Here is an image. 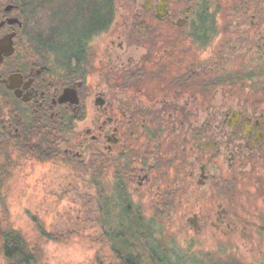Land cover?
<instances>
[{
  "label": "flooded vegetation",
  "instance_id": "obj_1",
  "mask_svg": "<svg viewBox=\"0 0 264 264\" xmlns=\"http://www.w3.org/2000/svg\"><path fill=\"white\" fill-rule=\"evenodd\" d=\"M42 165L82 170L115 260L177 215L264 260V0H0V178Z\"/></svg>",
  "mask_w": 264,
  "mask_h": 264
},
{
  "label": "rangeland",
  "instance_id": "obj_2",
  "mask_svg": "<svg viewBox=\"0 0 264 264\" xmlns=\"http://www.w3.org/2000/svg\"><path fill=\"white\" fill-rule=\"evenodd\" d=\"M68 169L14 166L0 178V237L7 230L20 233L39 264H116L112 252L117 238L102 241L97 196L87 195L89 182L81 169ZM174 220V226L159 230L163 244L181 252L187 264H226L219 261L216 248L182 224L179 215ZM110 229L116 236L115 226L105 227ZM229 252L246 254L237 247ZM257 258L238 264H264ZM0 264H8L1 249Z\"/></svg>",
  "mask_w": 264,
  "mask_h": 264
},
{
  "label": "trees",
  "instance_id": "obj_3",
  "mask_svg": "<svg viewBox=\"0 0 264 264\" xmlns=\"http://www.w3.org/2000/svg\"><path fill=\"white\" fill-rule=\"evenodd\" d=\"M140 233L143 232L137 231L129 241L123 240L122 245L128 252L123 253L119 260H116V264H187L181 252L178 253L172 245L168 247L156 238L157 231L149 230L146 235ZM0 238L2 240L0 249L8 264H39L35 253L18 232L7 230ZM114 249L116 250V246ZM238 263L239 261L226 262V264Z\"/></svg>",
  "mask_w": 264,
  "mask_h": 264
}]
</instances>
